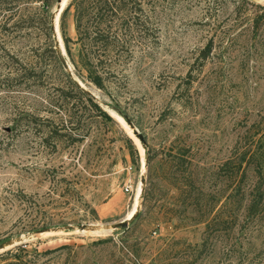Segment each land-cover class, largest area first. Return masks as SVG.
Segmentation results:
<instances>
[{
	"label": "rangeland",
	"instance_id": "374dc122",
	"mask_svg": "<svg viewBox=\"0 0 264 264\" xmlns=\"http://www.w3.org/2000/svg\"><path fill=\"white\" fill-rule=\"evenodd\" d=\"M251 1L241 17L240 0H146L156 36L113 53L99 88L79 44L62 54L61 19L54 62L41 1L1 0L0 243L31 234L30 250L68 245L29 264H264V17L254 20L264 0ZM66 33L76 39L73 8ZM30 67L38 73L4 82ZM64 71L113 120L78 97L73 117L51 104L68 89ZM65 120L75 139L50 133ZM88 223L102 230L36 232Z\"/></svg>",
	"mask_w": 264,
	"mask_h": 264
},
{
	"label": "trees",
	"instance_id": "16d2710c",
	"mask_svg": "<svg viewBox=\"0 0 264 264\" xmlns=\"http://www.w3.org/2000/svg\"><path fill=\"white\" fill-rule=\"evenodd\" d=\"M1 1V0H0ZM19 0H2L4 3H10ZM42 2L45 8L42 18L40 19V31L48 40L46 49H49L54 57V62L63 66L61 56L55 48L52 25L49 20V13L54 5L55 0H38ZM150 2L153 0H149ZM236 6L237 15H247L246 7L248 2L254 4L251 0H240ZM146 0H71L61 15V30L64 35L65 46L67 52L72 56L71 42L79 44L80 56L85 68L88 71L89 79L99 88H105V80L111 75V67L108 62L113 61V53H121L129 51L131 47L145 40V38L156 36L157 27L154 25L153 17L145 6ZM261 7V4H258ZM263 9L264 6L262 5ZM74 9V24L76 31V39L73 40L66 33V16L67 13ZM242 17V16H241ZM264 17V11L261 15L255 17V27L259 26L260 18ZM214 40L211 39V51ZM45 49V50H46ZM109 67V70H107ZM36 74V67L26 68L23 73L17 72L13 77H7L4 82L11 83L25 76L26 74ZM68 79V89L59 88V92L55 96H49V102L55 104L62 113H69L73 117L78 111V105L75 99L78 97L83 107L93 106L98 110L101 116L113 120L112 116L97 102L92 96L84 91L70 76L64 71ZM9 84V85H11ZM72 103V105H71ZM82 108L80 107V110ZM67 120L61 122H52L50 133L57 135L58 139L62 136L77 135L75 131L79 128L76 125H70ZM73 123V121H71ZM21 125L20 118H15L11 126V131L17 133ZM80 136V135H78ZM49 137V135H48ZM75 139V138H74ZM134 152L137 148L133 140L128 137ZM68 245H62L55 249L45 251L30 250L26 244H20L14 248L8 249L0 253L1 258H9L7 264H29L35 258L48 256L57 250L66 248ZM30 256H34L31 258Z\"/></svg>",
	"mask_w": 264,
	"mask_h": 264
},
{
	"label": "water",
	"instance_id": "95a60500",
	"mask_svg": "<svg viewBox=\"0 0 264 264\" xmlns=\"http://www.w3.org/2000/svg\"><path fill=\"white\" fill-rule=\"evenodd\" d=\"M70 1L71 0H58V2H57V5H56V7L54 9V14L52 15V29H53V32H54V36H57V31L58 30L60 32L61 15L64 12V10L66 9V7L69 5ZM57 10L59 12L58 13L59 14L58 21H56L57 18H55L56 17L55 16V12ZM60 37L62 39L63 48L65 50V53L62 51V54H66V49H65V45H64V41H63L61 32H60ZM113 111H115L119 115L122 114L120 110H114L113 109ZM121 117H123V119L128 123L130 128L133 129L134 135H136L142 141L143 144H146V139H145L144 135L139 131V129L134 124V122L129 118V116L128 115H124V116H121ZM142 181H143V179H142ZM128 220H130V219L126 218V219L122 220L121 222L116 223V224H112L111 226L106 227V228H110V227L111 228H117V227H120V226H126ZM96 225H98V224H92V223L79 224V225L67 224V225H65L63 227H60V228L43 227V228L38 229V231H36V232H39V234H42V233L53 232V231H56V230H66V231H70V230L91 231L92 230V231H95V230H97L96 229L97 228ZM99 229H101V227ZM31 237H33V235H31V234H29V235H20V236H17L15 238L7 239V240L1 242L0 243V253L10 249L11 247H15L17 245L24 244Z\"/></svg>",
	"mask_w": 264,
	"mask_h": 264
},
{
	"label": "bare ground",
	"instance_id": "6f19581e",
	"mask_svg": "<svg viewBox=\"0 0 264 264\" xmlns=\"http://www.w3.org/2000/svg\"><path fill=\"white\" fill-rule=\"evenodd\" d=\"M59 5V4H58ZM59 12H58V10L55 12V18H57V20L56 21H58V17H59V14H58ZM58 14V15H57ZM58 37V33H57V36H56V38ZM59 44V43H58ZM59 47H60V44H59ZM65 53V52H64ZM105 106H107V105H105ZM115 112V111H114ZM116 113V112H115ZM123 118V117H122ZM126 122V121H125ZM127 125H128V123H127ZM130 128V127H129ZM132 131H133V129L132 128H130ZM145 166H146V164H145ZM143 182V181H142ZM141 190H142V187H140L139 188V190H138V196L140 195V193H141ZM138 209H139V199H136V201H135V204H134V207H133V212L135 213L133 216H132V218L137 214V211H138ZM132 212V213H133ZM127 219H131V218H127ZM97 226V230H95V231H90V232H95L94 234H99L98 233V231H101L102 229H99L100 228V226L99 225H96ZM107 230V229H106ZM109 230V229H108ZM50 234V233H49ZM46 235V234H45Z\"/></svg>",
	"mask_w": 264,
	"mask_h": 264
},
{
	"label": "built area",
	"instance_id": "2783aa9c",
	"mask_svg": "<svg viewBox=\"0 0 264 264\" xmlns=\"http://www.w3.org/2000/svg\"><path fill=\"white\" fill-rule=\"evenodd\" d=\"M130 168H132V166H130ZM127 191H129V188L127 187V189H126Z\"/></svg>",
	"mask_w": 264,
	"mask_h": 264
}]
</instances>
